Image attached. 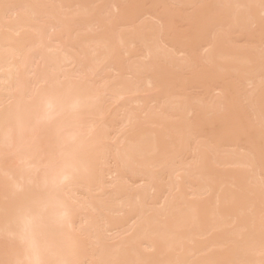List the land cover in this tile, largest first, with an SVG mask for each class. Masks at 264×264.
Returning a JSON list of instances; mask_svg holds the SVG:
<instances>
[{"label": "bare ground", "instance_id": "1", "mask_svg": "<svg viewBox=\"0 0 264 264\" xmlns=\"http://www.w3.org/2000/svg\"><path fill=\"white\" fill-rule=\"evenodd\" d=\"M0 264H264V0H0Z\"/></svg>", "mask_w": 264, "mask_h": 264}]
</instances>
